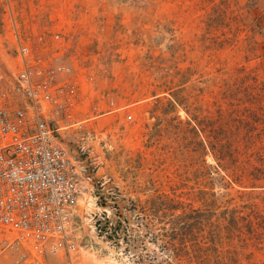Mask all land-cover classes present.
Wrapping results in <instances>:
<instances>
[{"label":"rangeland","instance_id":"374dc122","mask_svg":"<svg viewBox=\"0 0 264 264\" xmlns=\"http://www.w3.org/2000/svg\"><path fill=\"white\" fill-rule=\"evenodd\" d=\"M13 21L21 33L64 29L88 77L59 135L90 176L72 217L76 264H188L200 244L184 242L180 260L164 249L169 225L152 199L196 193L207 168L242 231L223 248L264 264V238L245 229L264 216V0H0L1 89L15 72ZM105 216L113 228L126 219V233L120 223L108 239L95 226Z\"/></svg>","mask_w":264,"mask_h":264},{"label":"built area","instance_id":"2783aa9c","mask_svg":"<svg viewBox=\"0 0 264 264\" xmlns=\"http://www.w3.org/2000/svg\"><path fill=\"white\" fill-rule=\"evenodd\" d=\"M12 37L15 72L0 87V256L11 253L16 264H76L72 217L90 176L59 135L76 124L88 77L74 67L64 29L21 33L13 21Z\"/></svg>","mask_w":264,"mask_h":264},{"label":"trees","instance_id":"16d2710c","mask_svg":"<svg viewBox=\"0 0 264 264\" xmlns=\"http://www.w3.org/2000/svg\"><path fill=\"white\" fill-rule=\"evenodd\" d=\"M211 170V168L206 169L204 184L196 193L189 191L186 194H179L177 189H173V192L168 194L157 193L152 199L156 210L164 213L161 218L163 220L166 218V223L169 225L170 233L165 236L168 241L163 247L173 251L175 258L180 260V253L183 251L180 246L190 241L196 246L200 244V249L195 253L198 256L189 255L188 264H238L234 257L235 252L223 248V240L228 239L231 242L235 237L233 234L242 231L238 228L239 221L235 216V210L225 206L230 202L227 194L222 192L225 189L222 184L223 178H213ZM195 199L200 204L197 209L192 206V201ZM178 210L182 213L175 215V211ZM227 218L228 224L223 226L222 222ZM239 220L245 221L244 218ZM120 223H127L124 229L126 233L127 220L123 218ZM120 223H117V228H113L110 226L111 220L105 216L103 226L101 227L98 222L95 226L105 233L111 232L107 238L113 240L118 238V230L122 226ZM245 226L246 235L252 240L264 238V216L254 214ZM223 232H226L225 237L222 236Z\"/></svg>","mask_w":264,"mask_h":264}]
</instances>
